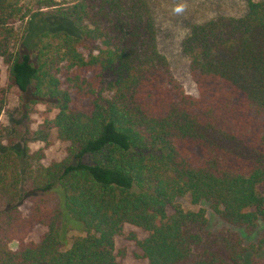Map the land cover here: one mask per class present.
Instances as JSON below:
<instances>
[{
    "label": "trees",
    "instance_id": "16d2710c",
    "mask_svg": "<svg viewBox=\"0 0 264 264\" xmlns=\"http://www.w3.org/2000/svg\"><path fill=\"white\" fill-rule=\"evenodd\" d=\"M21 1L0 0V60L20 92L56 110L43 131L69 146L47 165L42 151L0 147V264H123L114 238L124 224L147 232L130 235L147 264H246L238 233L208 230L205 211L177 198L206 201L247 232L264 223V0L190 27L183 52L198 97L171 75L145 0L32 13L23 53L13 49ZM51 17L72 31H51ZM64 61L82 90L75 98L57 76ZM4 105L0 88V115ZM38 225L46 231L29 240ZM69 229L83 234L63 249ZM256 245L264 252V230Z\"/></svg>",
    "mask_w": 264,
    "mask_h": 264
},
{
    "label": "rangeland",
    "instance_id": "374dc122",
    "mask_svg": "<svg viewBox=\"0 0 264 264\" xmlns=\"http://www.w3.org/2000/svg\"><path fill=\"white\" fill-rule=\"evenodd\" d=\"M76 0H22L21 12L17 15L13 28L15 36L13 38L14 50L20 53L27 50L21 40L25 35L27 19L32 13L39 12L51 14L59 8H66ZM149 6L155 23V38L158 51L167 59L168 68L184 92L193 97L199 96L198 87L190 73V64L188 57L183 52V41L189 33L193 24H201L210 19L219 16L239 17L246 12L247 0H145ZM52 3L51 7L47 5ZM179 3L185 4V11L179 15L174 14L172 9ZM27 14V17L22 18ZM47 18V17H46ZM51 31L60 32L71 30V25L63 22L59 18H48ZM72 31V30H71ZM34 41V40H33ZM36 48V47H35ZM30 51L35 55L36 50ZM90 49H83L82 52L87 55ZM60 71L57 76L62 82V88H66L75 98L82 94L78 89V83L75 80V70L68 67V62L64 61L59 65ZM0 88L5 91V105L0 115V147L17 146L28 153L42 151L43 157L40 163L47 165L52 161H61L67 157L69 144L59 140L54 131H43L42 124L46 117L53 118L56 110L48 111L45 102L34 101L31 92H20L8 78V66L0 60ZM177 202L185 210L196 211L203 209L207 218V229L210 231L231 230L235 231L242 238L247 250L244 254V262L252 264L254 259L264 261V252L256 245L257 239L264 230V223L258 222L257 227L247 232L243 228L227 224L209 208V203L201 201L198 204H192L189 195L177 198ZM170 214L171 211L168 210ZM46 231L43 226H35L29 240L37 241ZM79 230L69 229L66 233L67 244L62 248L70 246L75 236L82 235ZM134 234L139 240H142L147 232L141 228L130 224H124L122 232L114 238L115 253L122 250L123 257H117V261L123 264H147V260L137 258L135 254L138 247L135 241L130 239ZM16 242H11L10 247L16 248ZM254 248V249H252Z\"/></svg>",
    "mask_w": 264,
    "mask_h": 264
},
{
    "label": "clouds",
    "instance_id": "9594fccd",
    "mask_svg": "<svg viewBox=\"0 0 264 264\" xmlns=\"http://www.w3.org/2000/svg\"><path fill=\"white\" fill-rule=\"evenodd\" d=\"M185 7L186 6H185L184 3H179V4H177V5L174 6V8L172 9V11H173L174 14L179 15V14H181V13H183L185 11Z\"/></svg>",
    "mask_w": 264,
    "mask_h": 264
}]
</instances>
